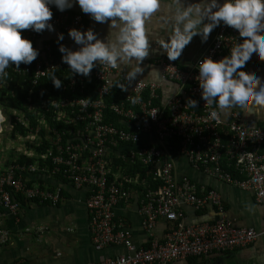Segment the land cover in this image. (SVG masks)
<instances>
[{
	"label": "built area",
	"instance_id": "obj_1",
	"mask_svg": "<svg viewBox=\"0 0 264 264\" xmlns=\"http://www.w3.org/2000/svg\"><path fill=\"white\" fill-rule=\"evenodd\" d=\"M52 11L51 23L63 32L85 27L81 13H61L55 8ZM43 33L23 30L22 38L31 40L40 54L30 65L21 63L19 69L14 65L6 69L8 76L22 79L21 88L27 83L32 88L24 109L0 104V148L5 131L24 145L17 159L0 174V244L9 241L3 212L16 216L21 209L22 200L16 196L53 206L61 202V188L48 186L42 176L87 190L93 244L98 250L122 246L127 251L88 264H171L232 252L264 238V229L240 228L224 218L187 225L182 206L203 210L212 205L223 213V199L215 189L188 177L179 178L170 157L173 153L185 157L192 169L252 192L257 204L264 208V129L246 128L238 111L231 113L228 122L222 113L213 119L210 112L215 104L207 105L200 98L197 62L205 56L214 60L224 53L233 56L243 43L237 32L218 27L212 44L193 69H183L167 57L160 58L161 82L129 79V71L107 64H98L88 77L72 75L68 65L61 62V54L54 52V44L43 40ZM53 71L62 81L59 92L47 89L40 92L44 99L33 103L34 89ZM162 82L180 85L197 101L196 107H190L180 94L162 102ZM9 87L7 79L0 83L1 94ZM115 89L125 93V99L109 102ZM9 94L14 96L15 92ZM111 117L119 119L122 126L114 124ZM17 126L25 134L16 132ZM43 134L48 147L39 153ZM172 140L177 141L176 150ZM22 156L34 162L21 163ZM128 164L147 168L150 177L142 178L139 172L129 175ZM136 187L142 191L138 213L149 237L147 247L136 246L125 224L116 220V208L129 202ZM160 220L171 226L165 238L157 241L154 229Z\"/></svg>",
	"mask_w": 264,
	"mask_h": 264
},
{
	"label": "clouds",
	"instance_id": "obj_2",
	"mask_svg": "<svg viewBox=\"0 0 264 264\" xmlns=\"http://www.w3.org/2000/svg\"><path fill=\"white\" fill-rule=\"evenodd\" d=\"M77 6L93 22L106 25L108 32L100 38L93 27L68 29L75 49L64 45V33H56L61 62L72 75L88 77L98 64L117 68L120 63L139 62L149 55L146 23L159 10L160 0H0V83L6 80L10 65L17 69L21 63L30 65L40 54L31 40L22 38V31L56 32L52 9L63 13ZM175 21L171 35L161 41V50L171 61L181 56L193 37L206 43L221 26L233 29L243 39L231 58L205 56L197 62L200 98L216 106L211 118L233 108L249 115L264 108V78L238 72L253 56L264 61V0H184ZM137 71H130L128 78H134ZM50 80L54 88H61L62 81L54 71ZM187 104L195 108L197 101L188 99Z\"/></svg>",
	"mask_w": 264,
	"mask_h": 264
},
{
	"label": "crops",
	"instance_id": "obj_3",
	"mask_svg": "<svg viewBox=\"0 0 264 264\" xmlns=\"http://www.w3.org/2000/svg\"><path fill=\"white\" fill-rule=\"evenodd\" d=\"M184 0H181V4ZM181 4L177 0H160L159 10L153 14L146 23V32L149 43V55L137 62L120 63L119 66L127 71L138 68L134 79L138 81L161 82L160 67L158 61L167 57L161 50V41L170 36L175 26V16ZM72 12L81 13L79 7L71 9ZM85 19V27H93L100 38L107 35L106 25L93 22L87 15L81 13ZM56 32L43 33V40L58 45L56 33L65 34L64 45L75 49L77 46L68 38L67 33L60 29ZM217 28L209 35L206 43H201L199 36L184 48L182 54L175 62L183 69H193L198 58L209 47ZM243 44V43H242ZM241 44V45H242ZM232 55L224 53L215 60L231 58ZM239 71H245L252 76L264 78V61L255 56L244 63ZM161 101H166L170 96L180 94L188 101L184 88L175 82H162L160 91ZM194 100V99H193ZM233 111L241 115V123L246 128L264 129V108H260L255 115H249L240 108H233L222 113L228 122ZM13 136V135H12ZM20 143V142H19ZM21 145V146H20ZM17 148L16 147H19ZM23 144L15 145L9 142L0 155V174L13 160L17 159ZM179 178L188 177L199 185L215 189L223 199L224 210L219 213L212 205L203 210H196L192 206L184 205L182 210L186 217L187 225H200L224 218L234 222L240 228L264 229V208L257 204L252 192L241 191L227 185L215 178L191 168L185 157L171 154ZM41 180L50 187H59L62 190V200L56 205L40 204L23 200L21 209L15 216L3 212V227L9 232V241L0 244V264H88L97 263L102 259L125 254L124 247H108L98 250L93 244L90 227V218L86 208L87 190H77L71 184H63L54 178L42 176ZM142 199V191L136 187L133 189L132 198L128 203L120 204L116 208V220L122 221L130 232L133 243L138 247H147L149 237L142 226V220L138 210ZM171 224L160 220L155 229L154 237L157 241L165 238ZM264 264V238H259L251 245L238 248L228 253H215L204 257H193L186 261L171 264Z\"/></svg>",
	"mask_w": 264,
	"mask_h": 264
},
{
	"label": "trees",
	"instance_id": "obj_4",
	"mask_svg": "<svg viewBox=\"0 0 264 264\" xmlns=\"http://www.w3.org/2000/svg\"><path fill=\"white\" fill-rule=\"evenodd\" d=\"M54 52L56 54H59V51L57 50V46L54 45ZM56 76H58V74H55ZM10 77L13 78V81L11 82L10 81ZM7 81L10 82V87L8 90H5L2 92H0V104H2L3 106H5V108H18V109H24V102L26 101L27 97L29 96V92L32 88V85L30 83H27L25 85V88H21L24 84L22 82V79L21 78H18L14 75H11V76H7ZM20 82L21 84H18L17 82ZM17 83V84H16ZM47 89H50L53 93H58L60 88L59 89H56L54 88L50 78L48 79H43L39 86L36 87L33 91V94H32V98H33V103H35L38 99H44V94L42 96H40V92H43L46 91ZM11 91H14L15 92V95L14 96H11V94H9L8 96V93L11 92ZM125 99V93L121 92L119 89H115L114 90V94L112 96L111 99H109V102H112V101H120V100H123ZM159 104V103H158ZM30 118H31V124L33 126L36 125V121L34 119V116L33 114H30ZM110 120L118 125V126H122L121 125V122H119V119H117L116 117H111ZM16 132H22L25 134V130H23L22 128H19L18 126L16 127ZM172 147L174 150L177 149V141L175 140H172ZM48 147L47 144L44 143V134L42 135V144L41 146H39L38 148V152L39 153H44V149ZM19 162L21 163H33L34 162V159H31V158H28L26 156H22L19 160ZM125 166V164H124ZM128 168H129V175H134L135 173H141L142 175V178H147L149 176L148 174V169L147 168H142L141 165H130L128 164ZM148 175V176H147ZM150 177V176H149ZM148 177V178H149ZM150 182L152 181L151 179L149 180ZM153 187H155L156 185H151ZM17 200L19 201H23L22 198H20L19 196H16L15 197Z\"/></svg>",
	"mask_w": 264,
	"mask_h": 264
},
{
	"label": "rangeland",
	"instance_id": "obj_5",
	"mask_svg": "<svg viewBox=\"0 0 264 264\" xmlns=\"http://www.w3.org/2000/svg\"><path fill=\"white\" fill-rule=\"evenodd\" d=\"M9 142H12L14 143L15 145H19V141L17 140V137L16 136H12L9 132L5 131V133L1 136V143H2V146L0 148V155H3V150H4V147L9 143ZM21 146V145H20ZM19 147H16L17 148H20ZM3 149V150H2Z\"/></svg>",
	"mask_w": 264,
	"mask_h": 264
},
{
	"label": "water",
	"instance_id": "obj_6",
	"mask_svg": "<svg viewBox=\"0 0 264 264\" xmlns=\"http://www.w3.org/2000/svg\"><path fill=\"white\" fill-rule=\"evenodd\" d=\"M224 264V263H223Z\"/></svg>",
	"mask_w": 264,
	"mask_h": 264
}]
</instances>
